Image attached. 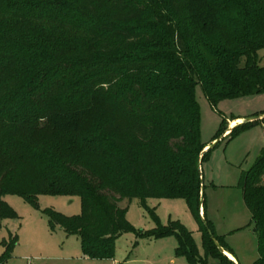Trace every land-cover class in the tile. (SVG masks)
Instances as JSON below:
<instances>
[{
  "label": "trees",
  "instance_id": "obj_1",
  "mask_svg": "<svg viewBox=\"0 0 264 264\" xmlns=\"http://www.w3.org/2000/svg\"><path fill=\"white\" fill-rule=\"evenodd\" d=\"M49 14L79 32L77 46L43 45L15 30ZM263 49L264 0H0V68L17 67L0 76V219L17 218L8 195L35 207L42 195L79 196L80 216L44 211L50 228L79 237L87 258L112 259L117 240L135 231L121 202L183 199L206 255L235 264L209 234L233 254L207 218L206 195L201 215L199 163L209 145L196 88L213 107L264 94ZM225 130L226 121L220 137ZM241 187L258 239L254 264H264V154ZM169 236L178 255L207 264L180 223L138 234Z\"/></svg>",
  "mask_w": 264,
  "mask_h": 264
},
{
  "label": "rangeland",
  "instance_id": "obj_2",
  "mask_svg": "<svg viewBox=\"0 0 264 264\" xmlns=\"http://www.w3.org/2000/svg\"><path fill=\"white\" fill-rule=\"evenodd\" d=\"M43 17L45 19L41 22L20 24L15 30L33 41L41 40L43 45L57 47L65 43L77 46L75 42L79 32L68 25H58L57 20H51L55 19L54 15ZM258 56L259 64L264 67V49L259 51ZM16 70L15 65L0 68V76ZM62 91L55 89V96L58 97ZM196 98L201 112L203 144L213 146L225 136L202 164L207 218L215 234L232 249L238 264H254L259 259L258 239L255 223L243 199L241 183L243 175L264 154V121L240 130L232 138V132L228 130L252 117L263 115L264 94L222 100L217 107H213L203 88L197 86ZM237 118L243 122L233 120ZM224 121L226 130L220 137ZM5 201L17 218L0 219V258L8 254L7 245L16 238L18 240L6 264H193L187 257L178 255L176 236L160 239L138 237L139 233L146 235L156 229L158 223L169 227L173 222L180 223L193 233L199 254L207 259V264H219L218 260L206 255L198 222L183 199L121 202L122 208H128L127 218L135 231L117 240L112 259L87 258L79 237L50 228L44 211L53 209L68 217L80 216L83 212L81 197L42 195L38 207L18 195H8Z\"/></svg>",
  "mask_w": 264,
  "mask_h": 264
},
{
  "label": "water",
  "instance_id": "obj_3",
  "mask_svg": "<svg viewBox=\"0 0 264 264\" xmlns=\"http://www.w3.org/2000/svg\"><path fill=\"white\" fill-rule=\"evenodd\" d=\"M264 120V115H260V116H256V117H252L248 120H246L245 122L241 123V124H238V125H235L234 127L230 128L228 131L229 132H232L235 128H237L238 126L240 125H243V124H248V123H254V122H257V121H263ZM225 138V136H222L218 141H216V143L213 145V146H208L202 153L201 155V159H200V163H199V166H200V171H201V176H202V180L204 179L203 177V169H202V159L204 157L205 154H207L208 152L212 151L223 139ZM204 196H205V188L204 186L202 187V199H201V215L202 217L204 218ZM207 225V224H206ZM209 234L211 235L215 245L217 246V248L219 249V251L225 256L227 257L228 259H230L233 263L235 264H238L237 261L235 259H232L229 257V254L228 252H226L224 250V248L220 245V243L218 242V240L214 237V234L211 230H209Z\"/></svg>",
  "mask_w": 264,
  "mask_h": 264
},
{
  "label": "crops",
  "instance_id": "obj_4",
  "mask_svg": "<svg viewBox=\"0 0 264 264\" xmlns=\"http://www.w3.org/2000/svg\"><path fill=\"white\" fill-rule=\"evenodd\" d=\"M240 121L243 122L242 119H240ZM228 254H229V256H230L232 259H235V260L237 261V263H238V260L236 259L235 254H234V255L231 254V253H228Z\"/></svg>",
  "mask_w": 264,
  "mask_h": 264
},
{
  "label": "bare ground",
  "instance_id": "obj_5",
  "mask_svg": "<svg viewBox=\"0 0 264 264\" xmlns=\"http://www.w3.org/2000/svg\"><path fill=\"white\" fill-rule=\"evenodd\" d=\"M230 257V256H229ZM231 258V257H230Z\"/></svg>",
  "mask_w": 264,
  "mask_h": 264
}]
</instances>
